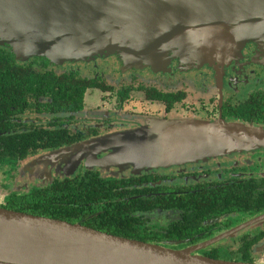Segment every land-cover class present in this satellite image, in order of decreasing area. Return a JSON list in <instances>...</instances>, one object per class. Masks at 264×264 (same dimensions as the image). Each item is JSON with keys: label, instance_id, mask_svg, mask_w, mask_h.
<instances>
[{"label": "flooded vegetation", "instance_id": "flooded-vegetation-1", "mask_svg": "<svg viewBox=\"0 0 264 264\" xmlns=\"http://www.w3.org/2000/svg\"><path fill=\"white\" fill-rule=\"evenodd\" d=\"M0 55V75L7 78L0 138H10L0 141V208L55 184H83L90 194L85 185L110 183L116 201L96 203L97 216L134 201L137 236L152 244L178 250L205 246L195 255L264 264V222L226 236L264 215V149L148 173L105 171L75 154L156 120H225L264 128V44L248 43L224 65L192 66L172 58L162 69L130 67L119 55L62 65L46 58L22 61L7 45H0ZM42 74L56 77L54 97L42 96ZM26 76L37 87L27 88ZM172 199L178 204L172 206ZM191 215L197 233L182 237Z\"/></svg>", "mask_w": 264, "mask_h": 264}, {"label": "water", "instance_id": "water-1", "mask_svg": "<svg viewBox=\"0 0 264 264\" xmlns=\"http://www.w3.org/2000/svg\"><path fill=\"white\" fill-rule=\"evenodd\" d=\"M250 42L264 44V0H0V45L22 61L62 65L119 55L136 68L162 69L172 58L224 65ZM88 147L75 152L88 166L148 173L264 149V128L156 120ZM263 222L264 215L226 236ZM203 248L178 250L0 208V264H246L195 255Z\"/></svg>", "mask_w": 264, "mask_h": 264}, {"label": "trees", "instance_id": "trees-1", "mask_svg": "<svg viewBox=\"0 0 264 264\" xmlns=\"http://www.w3.org/2000/svg\"><path fill=\"white\" fill-rule=\"evenodd\" d=\"M1 59L0 55V61ZM6 80L7 78L3 74L0 75V96L4 94L7 87ZM38 84L40 85L42 96L54 97V92L56 88L59 87L56 77L49 74H42ZM26 87L31 89L37 87L34 77L26 76ZM64 88L65 86H61V91L63 94H66ZM59 95H61V93H58V96ZM8 139L10 138L3 136L0 138V141H6V143H8ZM2 153L3 152L0 151V158L2 157ZM6 154H8V152H6ZM109 185L110 183H103L102 186H99L98 184H87L85 185V189L90 194H85L83 184H79L78 187L72 183H64L60 185L55 184L53 186H48L46 189L38 190L31 196L14 199L8 209L35 216L63 220L72 224H81L111 235L150 243L140 236H137L136 229L139 227V224L132 219V213L136 210V204L134 201L128 205L129 207L123 209L109 206V208L106 209V213L99 216L96 215L99 211L95 207L96 203L108 202L109 200L111 202L116 201V197L112 194V188L108 187ZM64 186H66L67 189L63 193L61 189ZM106 187L108 188L106 189ZM193 198L194 197L186 199L184 206L187 202L191 200L194 201ZM176 202L178 204V199H172V206L177 205ZM186 207L194 209V206L188 205ZM197 212L198 211H196V213ZM194 217V215L190 216L186 225V235L182 237H190L197 233L196 230L192 229ZM184 228L185 227L183 226L182 229Z\"/></svg>", "mask_w": 264, "mask_h": 264}, {"label": "rangeland", "instance_id": "rangeland-1", "mask_svg": "<svg viewBox=\"0 0 264 264\" xmlns=\"http://www.w3.org/2000/svg\"><path fill=\"white\" fill-rule=\"evenodd\" d=\"M119 133H125V132H119ZM119 133H118V134H119ZM105 171H107V170H105Z\"/></svg>", "mask_w": 264, "mask_h": 264}]
</instances>
